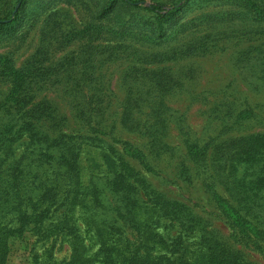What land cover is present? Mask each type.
Here are the masks:
<instances>
[{"label":"trees","instance_id":"obj_1","mask_svg":"<svg viewBox=\"0 0 264 264\" xmlns=\"http://www.w3.org/2000/svg\"><path fill=\"white\" fill-rule=\"evenodd\" d=\"M26 1L19 0L13 17L0 18V33L21 21ZM192 1L176 0L167 8L143 0H105L99 17L107 19L118 9L143 11L152 16L147 24L152 38L162 40ZM238 1L252 22L264 23L263 4ZM29 64L17 69L6 57L3 66L6 83L12 86L6 104H0L6 107L0 131V264L10 254L11 241L27 235L34 240L33 252L43 249L34 260L37 264H254L194 208L148 182L129 159L143 170L165 175L151 159L173 154L175 148L143 149L122 138L117 118L111 120L109 113L113 100L98 94L101 83L77 77L67 87L74 94L69 102L79 129L67 131L68 118L56 103L36 102L41 86L34 76L35 63ZM150 79L160 92L174 83ZM259 88L264 89V77ZM85 89L94 94L82 95ZM147 99L140 91L130 95L119 122L123 131L156 142L165 132L169 108L164 98L154 102L156 124L144 127L136 115L150 103ZM242 140L239 146L225 142L216 147L185 140L181 176L191 177V167L232 236L264 250V133L236 143ZM64 244L68 254L57 258Z\"/></svg>","mask_w":264,"mask_h":264},{"label":"rangeland","instance_id":"obj_2","mask_svg":"<svg viewBox=\"0 0 264 264\" xmlns=\"http://www.w3.org/2000/svg\"><path fill=\"white\" fill-rule=\"evenodd\" d=\"M143 1L170 8L176 0ZM257 1L264 5V0ZM104 6L105 0H27L21 21L0 33V104H6L12 86L3 75L6 57L13 59L17 69H25L30 61L35 63L34 76L41 86L36 102L45 99L56 103L68 118L69 132L79 127L69 102L74 94L67 84L76 77L88 84L100 82L98 94L113 100L109 113L111 120L117 118L122 138L143 149H176L173 154L151 159L165 175L143 170L128 157L146 180L194 208L246 260L264 264V250L232 236L228 222L212 197L203 192L193 169L190 167L191 177H182L185 140L212 147L225 142L239 146L244 141H236L242 137L264 133V89L259 90L264 77V23L252 22L238 0H194L166 37L159 40L152 38V29L147 25L152 23V16L118 9L106 19L99 17ZM18 7L19 0H0V18L13 17ZM139 58L151 62L143 64ZM160 58L168 60L156 61ZM155 77L168 84L174 80L171 89L160 92L152 85L150 78ZM86 90L82 95L94 94ZM139 91L150 100L136 115L144 127L156 124L154 102L164 98L169 108L165 132L156 142L123 131L120 126L125 100ZM3 116L6 107H0V131L6 122ZM219 188L227 194L225 187ZM261 223L264 226V221ZM32 242L29 235L11 241L4 264H37L34 260L42 256L43 249L38 247L33 252ZM68 251L64 244L62 250H57V258L63 259Z\"/></svg>","mask_w":264,"mask_h":264}]
</instances>
